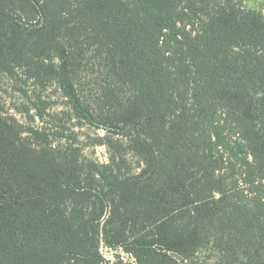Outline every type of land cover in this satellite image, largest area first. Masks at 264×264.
Returning <instances> with one entry per match:
<instances>
[{
    "label": "trees",
    "instance_id": "obj_1",
    "mask_svg": "<svg viewBox=\"0 0 264 264\" xmlns=\"http://www.w3.org/2000/svg\"><path fill=\"white\" fill-rule=\"evenodd\" d=\"M3 75L57 85L107 132L110 162L53 145L0 98V264H103L102 244L136 264H264L263 12L0 0Z\"/></svg>",
    "mask_w": 264,
    "mask_h": 264
},
{
    "label": "rangeland",
    "instance_id": "obj_2",
    "mask_svg": "<svg viewBox=\"0 0 264 264\" xmlns=\"http://www.w3.org/2000/svg\"><path fill=\"white\" fill-rule=\"evenodd\" d=\"M246 9L264 13V0H242ZM0 98L8 113L25 128L40 129L49 136L53 145L78 149L85 159L109 163L110 154L101 144L109 135L105 130L80 121L70 100L57 85L38 86L34 81L17 75L0 76ZM114 139H122L115 136ZM101 253L106 262L115 264L119 255L125 264H136L133 256L123 248L116 251L102 244ZM199 259L204 264H213V254L202 252ZM206 262V263H205Z\"/></svg>",
    "mask_w": 264,
    "mask_h": 264
}]
</instances>
